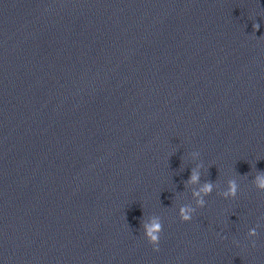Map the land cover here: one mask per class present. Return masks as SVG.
I'll return each instance as SVG.
<instances>
[{"label": "clouds", "instance_id": "9594fccd", "mask_svg": "<svg viewBox=\"0 0 264 264\" xmlns=\"http://www.w3.org/2000/svg\"><path fill=\"white\" fill-rule=\"evenodd\" d=\"M254 30L259 28V24H253ZM200 157V153L198 151H194L191 153V158L195 161ZM203 168V163H197L194 167L191 168L189 178L184 182L185 187L189 186H197L192 190V198L195 202V206L192 204H182L178 209V216L181 222H190L196 213L198 208H204L207 201L206 197L210 196L214 189L218 188V184L213 181L207 180L201 182V169ZM252 183L255 188L259 191L264 192V171H257L255 174ZM239 191V184L235 178L229 179L227 181L226 189L219 191L217 194L223 197L224 199L234 200L237 197ZM142 229L143 235L149 245L152 246L153 251L160 250V240L161 234L163 232V223L160 216L154 215L151 217L150 222L142 221ZM248 237H256L258 235L256 228H251L248 231ZM222 239H226V237H221ZM238 245V241H233ZM253 248L256 247V241H252Z\"/></svg>", "mask_w": 264, "mask_h": 264}]
</instances>
